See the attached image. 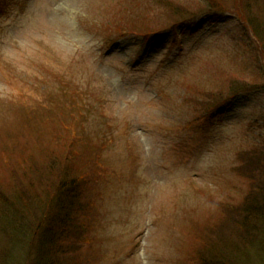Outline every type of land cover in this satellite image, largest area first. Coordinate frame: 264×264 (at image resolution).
<instances>
[{
    "label": "rangeland",
    "instance_id": "374dc122",
    "mask_svg": "<svg viewBox=\"0 0 264 264\" xmlns=\"http://www.w3.org/2000/svg\"><path fill=\"white\" fill-rule=\"evenodd\" d=\"M208 2L0 0V190L41 194L47 151L76 154L75 175L91 164L68 240L78 262L198 264L264 179V50L249 29H264V0ZM20 253L34 249L7 264Z\"/></svg>",
    "mask_w": 264,
    "mask_h": 264
},
{
    "label": "trees",
    "instance_id": "16d2710c",
    "mask_svg": "<svg viewBox=\"0 0 264 264\" xmlns=\"http://www.w3.org/2000/svg\"><path fill=\"white\" fill-rule=\"evenodd\" d=\"M176 9L173 6L171 8V10L177 11ZM252 24L249 29H252V34L257 42L262 43L264 50V29L259 27V21L254 20ZM128 30L131 33L130 28ZM262 56L264 57L263 52ZM247 68L252 71L250 66L247 65ZM253 73L257 74L261 80L264 79L263 70H255ZM231 80L230 82H232ZM240 83L244 84L243 81H239ZM202 89L205 95H209L212 100L217 102V106L229 100L228 97L221 94L215 97L216 92L213 90ZM225 89L230 90V95L235 93L232 86ZM210 109L212 111L213 107ZM68 144H72V142ZM67 147L66 143L63 148L67 149ZM54 152L47 151L45 153L46 162L44 165L46 168H44L45 173L41 176L44 183L38 182L42 195L36 192L30 195L29 187L27 188L29 192L27 199L19 196L18 191L7 194L0 190V204L5 207L0 212V238L4 241L0 244L2 246L0 247V256L5 254L2 258L3 264H7L6 258L9 257L7 254L10 249L16 248L24 241L34 249L33 258L31 255H26L27 258L21 261L20 258L25 256L24 253L12 256L19 258L17 264H83L78 262L73 253L79 251L81 246L78 242L70 245L68 240L70 232H72L71 225L78 220L74 215V205L77 207L82 205V197L87 192L86 186L95 179L97 170L94 171L92 165L85 161L83 172L72 174L70 158L74 160L76 154L71 153L67 158H64L65 153L62 154L63 157L60 155L54 157ZM79 157L81 163L87 158L84 155ZM50 160L52 163L55 161L54 164L57 165L54 167L51 164L54 167L53 172L49 167ZM21 161H23L22 158ZM20 164L23 165L22 162ZM262 173L264 172L262 171ZM254 176L256 178L254 184L258 186V192L253 190L249 195L251 201L248 204L244 202L235 212L226 211L219 219L212 231L209 232V239L200 249L198 264H264V206L261 204V195L264 197V179L256 172ZM12 177V179L21 180L17 172ZM72 188L75 190L73 194L70 193ZM57 198L61 200L59 203ZM54 200H56L57 206L51 211L46 210L47 203L45 201H49L51 204ZM39 202L40 204H38ZM38 211L44 212V214L36 216ZM12 214L17 216V222H12L15 218L14 216L11 218ZM78 230L74 231L78 232ZM69 246H71L70 250Z\"/></svg>",
    "mask_w": 264,
    "mask_h": 264
}]
</instances>
